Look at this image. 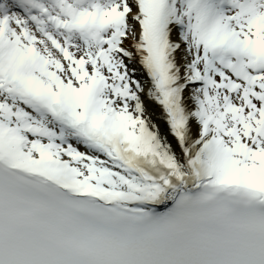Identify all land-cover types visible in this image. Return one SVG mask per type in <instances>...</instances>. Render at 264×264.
<instances>
[{
    "label": "snow or ice",
    "instance_id": "obj_1",
    "mask_svg": "<svg viewBox=\"0 0 264 264\" xmlns=\"http://www.w3.org/2000/svg\"><path fill=\"white\" fill-rule=\"evenodd\" d=\"M0 264H264V0H0Z\"/></svg>",
    "mask_w": 264,
    "mask_h": 264
}]
</instances>
